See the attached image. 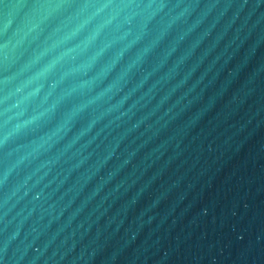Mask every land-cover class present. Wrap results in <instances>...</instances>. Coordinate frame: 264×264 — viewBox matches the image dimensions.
Segmentation results:
<instances>
[{
	"label": "water",
	"instance_id": "1",
	"mask_svg": "<svg viewBox=\"0 0 264 264\" xmlns=\"http://www.w3.org/2000/svg\"><path fill=\"white\" fill-rule=\"evenodd\" d=\"M0 264H264V0H3Z\"/></svg>",
	"mask_w": 264,
	"mask_h": 264
},
{
	"label": "snow or ice",
	"instance_id": "2",
	"mask_svg": "<svg viewBox=\"0 0 264 264\" xmlns=\"http://www.w3.org/2000/svg\"><path fill=\"white\" fill-rule=\"evenodd\" d=\"M0 3H3V0H0Z\"/></svg>",
	"mask_w": 264,
	"mask_h": 264
}]
</instances>
